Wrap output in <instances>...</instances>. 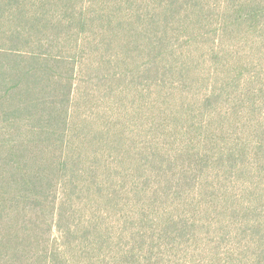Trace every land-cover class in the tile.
Returning a JSON list of instances; mask_svg holds the SVG:
<instances>
[{"label": "trees", "instance_id": "trees-1", "mask_svg": "<svg viewBox=\"0 0 264 264\" xmlns=\"http://www.w3.org/2000/svg\"><path fill=\"white\" fill-rule=\"evenodd\" d=\"M0 264H264V0H0Z\"/></svg>", "mask_w": 264, "mask_h": 264}]
</instances>
